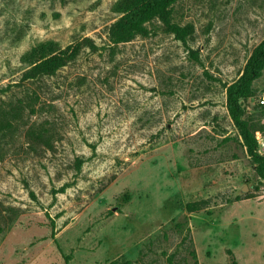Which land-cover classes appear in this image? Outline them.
I'll list each match as a JSON object with an SVG mask.
<instances>
[{
	"label": "rangeland",
	"instance_id": "1",
	"mask_svg": "<svg viewBox=\"0 0 264 264\" xmlns=\"http://www.w3.org/2000/svg\"><path fill=\"white\" fill-rule=\"evenodd\" d=\"M127 1L0 0V264H264V179L227 96L264 0H180L186 44L156 24L114 45ZM88 38L96 53L22 81L36 45ZM253 88L239 103L264 133V69Z\"/></svg>",
	"mask_w": 264,
	"mask_h": 264
},
{
	"label": "trees",
	"instance_id": "2",
	"mask_svg": "<svg viewBox=\"0 0 264 264\" xmlns=\"http://www.w3.org/2000/svg\"><path fill=\"white\" fill-rule=\"evenodd\" d=\"M180 0H128L124 5L118 6L122 9V17L109 27L108 39L114 44H122L135 40L136 38L151 37L156 34L155 29L151 28L157 24L159 30L166 34L173 35L177 40L187 43L193 38L194 26L188 24L181 26L174 21V7ZM78 47H68L62 49L56 42H43L35 46L28 52L23 61H32L36 55L40 59L32 62L30 66L40 62L32 68L23 72V82H40L44 78L56 76L62 69L75 63L80 54L88 47L90 52L96 53L99 47L95 41L88 38ZM41 53V54H39ZM194 54V53H193ZM197 59V56H195ZM264 69V41L259 45L251 56L244 74L238 82L228 88V111L235 126L240 132L244 145L249 155L258 165V174L264 179V156L259 152V143L256 139L257 130L250 120L244 117L245 112L239 103L240 99H249L255 95L253 88L254 81L261 75ZM264 110V106H261ZM263 135L264 133L261 132ZM82 162L77 161L80 169ZM198 204H188L187 210L191 213L199 209ZM195 263L196 256L193 254Z\"/></svg>",
	"mask_w": 264,
	"mask_h": 264
},
{
	"label": "built area",
	"instance_id": "3",
	"mask_svg": "<svg viewBox=\"0 0 264 264\" xmlns=\"http://www.w3.org/2000/svg\"><path fill=\"white\" fill-rule=\"evenodd\" d=\"M257 102L260 106H264V91L257 97ZM256 139L259 143V152L263 154L264 135L261 132H256Z\"/></svg>",
	"mask_w": 264,
	"mask_h": 264
},
{
	"label": "water",
	"instance_id": "4",
	"mask_svg": "<svg viewBox=\"0 0 264 264\" xmlns=\"http://www.w3.org/2000/svg\"><path fill=\"white\" fill-rule=\"evenodd\" d=\"M248 190V188H244L242 191H247Z\"/></svg>",
	"mask_w": 264,
	"mask_h": 264
}]
</instances>
